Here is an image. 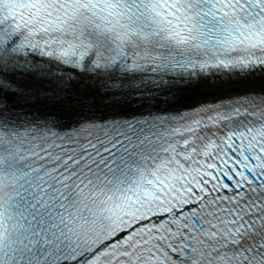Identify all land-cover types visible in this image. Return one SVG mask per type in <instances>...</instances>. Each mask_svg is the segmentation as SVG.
I'll return each instance as SVG.
<instances>
[{
  "label": "snow or ice",
  "instance_id": "1",
  "mask_svg": "<svg viewBox=\"0 0 264 264\" xmlns=\"http://www.w3.org/2000/svg\"><path fill=\"white\" fill-rule=\"evenodd\" d=\"M0 264H264V0H0Z\"/></svg>",
  "mask_w": 264,
  "mask_h": 264
},
{
  "label": "bare ground",
  "instance_id": "2",
  "mask_svg": "<svg viewBox=\"0 0 264 264\" xmlns=\"http://www.w3.org/2000/svg\"><path fill=\"white\" fill-rule=\"evenodd\" d=\"M25 85L27 87H31V88H36V89H39V88H42V87H47V85L45 84H42L40 82H37V81H34V80H29V81H25ZM206 89H203L202 88V91H205ZM199 95V93L197 94ZM188 101H186L187 103ZM39 107H56L57 109H59V105H50V104H47V103H44V104H41V105H38Z\"/></svg>",
  "mask_w": 264,
  "mask_h": 264
}]
</instances>
